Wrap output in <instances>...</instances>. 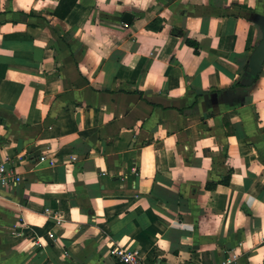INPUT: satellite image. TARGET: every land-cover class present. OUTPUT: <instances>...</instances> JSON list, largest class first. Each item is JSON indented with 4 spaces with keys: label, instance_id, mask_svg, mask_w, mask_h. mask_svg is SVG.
Here are the masks:
<instances>
[{
    "label": "crops",
    "instance_id": "1",
    "mask_svg": "<svg viewBox=\"0 0 264 264\" xmlns=\"http://www.w3.org/2000/svg\"><path fill=\"white\" fill-rule=\"evenodd\" d=\"M263 31L264 0H0V264H264Z\"/></svg>",
    "mask_w": 264,
    "mask_h": 264
},
{
    "label": "built area",
    "instance_id": "2",
    "mask_svg": "<svg viewBox=\"0 0 264 264\" xmlns=\"http://www.w3.org/2000/svg\"><path fill=\"white\" fill-rule=\"evenodd\" d=\"M43 157H40L42 159ZM12 165H6V160L0 163V187H5L8 184H15L19 181L17 175L11 172ZM49 236L51 234L49 233ZM108 253L113 255L120 264H144L138 252L135 249H124L119 246H112ZM229 260L226 259L222 264H228Z\"/></svg>",
    "mask_w": 264,
    "mask_h": 264
},
{
    "label": "water",
    "instance_id": "3",
    "mask_svg": "<svg viewBox=\"0 0 264 264\" xmlns=\"http://www.w3.org/2000/svg\"><path fill=\"white\" fill-rule=\"evenodd\" d=\"M121 20L125 22L124 18H122ZM263 34H264V31H263ZM251 57H252V60L253 59L255 60L257 57L259 58L258 60L264 58V41L258 45V49L256 50V55H252Z\"/></svg>",
    "mask_w": 264,
    "mask_h": 264
},
{
    "label": "trees",
    "instance_id": "4",
    "mask_svg": "<svg viewBox=\"0 0 264 264\" xmlns=\"http://www.w3.org/2000/svg\"><path fill=\"white\" fill-rule=\"evenodd\" d=\"M186 42H187L188 44H190V45L193 44L192 42L187 41V40H186ZM193 50L195 51V48H194ZM221 182H222V184H226V183H227V179H222ZM214 185H215V184H209V183H206V184H205V187H206V189H211V188L214 187Z\"/></svg>",
    "mask_w": 264,
    "mask_h": 264
}]
</instances>
